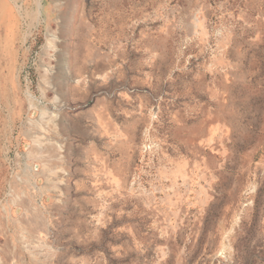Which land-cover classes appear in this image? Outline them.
<instances>
[{
  "label": "rangeland",
  "instance_id": "obj_1",
  "mask_svg": "<svg viewBox=\"0 0 264 264\" xmlns=\"http://www.w3.org/2000/svg\"><path fill=\"white\" fill-rule=\"evenodd\" d=\"M0 264H264V0H0Z\"/></svg>",
  "mask_w": 264,
  "mask_h": 264
},
{
  "label": "built area",
  "instance_id": "obj_2",
  "mask_svg": "<svg viewBox=\"0 0 264 264\" xmlns=\"http://www.w3.org/2000/svg\"><path fill=\"white\" fill-rule=\"evenodd\" d=\"M8 166H9V171H10V176H12L14 174V171H15V165L14 163L11 161V160H6ZM16 181H19V178L16 177ZM7 192H11V187L9 184H7Z\"/></svg>",
  "mask_w": 264,
  "mask_h": 264
},
{
  "label": "bare ground",
  "instance_id": "obj_3",
  "mask_svg": "<svg viewBox=\"0 0 264 264\" xmlns=\"http://www.w3.org/2000/svg\"><path fill=\"white\" fill-rule=\"evenodd\" d=\"M32 142H35L36 144H38L40 146L42 141L40 138H35L34 141H32Z\"/></svg>",
  "mask_w": 264,
  "mask_h": 264
}]
</instances>
